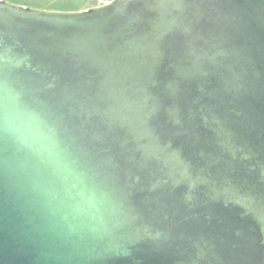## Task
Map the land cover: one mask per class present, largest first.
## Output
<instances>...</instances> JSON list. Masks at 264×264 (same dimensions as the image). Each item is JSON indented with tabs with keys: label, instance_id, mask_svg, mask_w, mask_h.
Here are the masks:
<instances>
[{
	"label": "water",
	"instance_id": "obj_1",
	"mask_svg": "<svg viewBox=\"0 0 264 264\" xmlns=\"http://www.w3.org/2000/svg\"><path fill=\"white\" fill-rule=\"evenodd\" d=\"M0 264H264V0H0Z\"/></svg>",
	"mask_w": 264,
	"mask_h": 264
},
{
	"label": "rangeland",
	"instance_id": "obj_2",
	"mask_svg": "<svg viewBox=\"0 0 264 264\" xmlns=\"http://www.w3.org/2000/svg\"><path fill=\"white\" fill-rule=\"evenodd\" d=\"M22 6L52 10V11H78L101 4L102 0H5Z\"/></svg>",
	"mask_w": 264,
	"mask_h": 264
},
{
	"label": "flooded vegetation",
	"instance_id": "obj_3",
	"mask_svg": "<svg viewBox=\"0 0 264 264\" xmlns=\"http://www.w3.org/2000/svg\"><path fill=\"white\" fill-rule=\"evenodd\" d=\"M108 1H110V0H102V1H101V4H105V3H107ZM101 4H100V5H101Z\"/></svg>",
	"mask_w": 264,
	"mask_h": 264
}]
</instances>
